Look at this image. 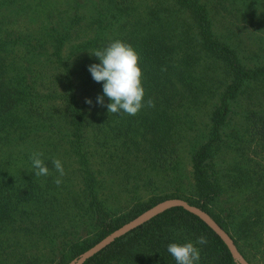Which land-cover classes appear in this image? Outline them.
<instances>
[{
    "label": "trees",
    "instance_id": "obj_1",
    "mask_svg": "<svg viewBox=\"0 0 264 264\" xmlns=\"http://www.w3.org/2000/svg\"><path fill=\"white\" fill-rule=\"evenodd\" d=\"M100 1L92 14L82 0L57 13L43 2L49 11L45 30L33 34L14 28L25 18L19 8L28 3L0 0V264H42L40 250L28 253L19 246L20 235L28 233L45 241L47 264H69L167 198H183L208 212L245 256L238 241L263 238V211L260 205L223 206L215 156L223 146L242 143L245 134L232 125L236 114L264 140V52L245 50L228 23L229 8L253 10L264 0ZM116 39L140 57L145 106L134 116L109 113L106 96L104 105L97 103L103 82L94 81L88 67L100 62L92 52ZM149 98L154 107L147 106ZM183 146L188 176L181 172ZM60 147L72 168L57 186L52 161ZM34 151L43 153L47 176L35 174ZM241 161L229 168V184L262 186L264 192V180ZM109 173H121L124 186L137 195L113 211L103 192ZM155 178H167L170 191L139 196ZM201 236L207 243L196 244L199 264H238L203 220L177 205L81 264H177L167 246Z\"/></svg>",
    "mask_w": 264,
    "mask_h": 264
},
{
    "label": "rangeland",
    "instance_id": "obj_2",
    "mask_svg": "<svg viewBox=\"0 0 264 264\" xmlns=\"http://www.w3.org/2000/svg\"><path fill=\"white\" fill-rule=\"evenodd\" d=\"M24 1L28 3L27 7L19 8V11L24 14L25 18L19 20L14 28L22 29L23 31L33 34H40L45 30V28H43L41 24L43 21H46L45 18L47 17V14H49V11L48 7L43 6V2L49 3L50 6L53 7L54 13L59 12V9H62L69 3L73 2V0ZM82 1L85 4L84 10L87 14H92V11L96 8V6L101 3L100 0ZM247 2H249V0ZM241 6L244 11L238 6L228 9L233 14L232 16H235L232 17L230 15V21L228 23H230V27L232 28V30H234L239 35L240 39H242V45L245 50L259 52L261 54L262 52H264V4L260 3L259 1L254 5L255 9L253 10H246L245 6ZM260 19H262V21H259ZM78 61H80V58L78 59ZM232 125L241 130V132H243L245 136L241 144L227 147L223 146L216 153V169L218 171V175L221 177L224 192L222 197V204L223 206H233L235 208H238L239 210L244 209L245 206L255 207L260 205L261 209L259 210H262L263 214L259 217V219H261L262 221L264 220V192H261L259 190L262 186L260 188L258 186L252 187L253 185L231 186L229 184L228 170H230L229 168L232 167L236 161L239 162L242 159L240 164L244 165V167L247 166L250 170H252L255 173V177H260L264 180V140L255 136L249 130H246V125L241 121L238 114L234 116ZM91 146L92 149L97 152V146H94L92 144ZM60 149L62 148H59V159L62 161V163L65 164L64 168L67 169V171H65V175L61 177V179H65V177L70 175L69 170L72 167L68 158H63L60 156ZM182 149L183 152L181 154L183 157V162L181 163V172L188 176L190 166L188 165V157L186 156V152L184 151L186 150V147L183 146ZM93 159L96 160L97 158L94 156ZM245 159L249 162L243 161ZM74 180H76V175H74ZM129 186H124V181L122 179L121 173H118L117 175L111 173L108 174V179L103 190L104 196L107 197V201L105 202L107 204V209L113 211L112 209H115L118 206L125 207L128 203H130L133 197L137 196L133 190L129 189ZM170 186V182L169 180H167V178L163 181H158V179L156 180L155 178V185L150 187V189L140 188L138 190V193L139 196L145 197L147 194L151 193L169 192ZM183 189L184 192H187L184 187ZM258 195H261L262 197L259 200H256ZM76 218L77 216H75V219ZM89 230L90 227L88 228V231ZM82 232V234L85 236L86 233L83 229ZM91 237L92 232L88 235V238ZM250 240H252V243H245L241 239L238 241L240 248L243 250L245 256L242 253L241 254L245 257L249 264H264V232L262 239L255 240V238H250ZM18 242L20 248L24 250V252L36 253L40 250V253L43 254L42 264H47L48 260H50L51 256L48 257L50 255L48 249L44 247L45 241H42V243H40L38 237L30 235L28 233L25 236L20 235ZM69 264H75L74 260L69 262Z\"/></svg>",
    "mask_w": 264,
    "mask_h": 264
},
{
    "label": "clouds",
    "instance_id": "obj_3",
    "mask_svg": "<svg viewBox=\"0 0 264 264\" xmlns=\"http://www.w3.org/2000/svg\"><path fill=\"white\" fill-rule=\"evenodd\" d=\"M99 58V63L89 65V71L94 81L103 82V95L97 96V103L104 105L106 96L111 102L106 105L109 113L123 111L128 115H136L145 106V90L142 85V70L139 66V53L129 43L120 39L110 42L105 48L92 52ZM86 103L92 104L91 99ZM148 107H154V101L149 98ZM42 152L34 151L31 154L33 167L37 170V176H47L48 167L44 164ZM53 165L59 173L54 183L59 186L62 183L61 177L65 175L62 161L53 158ZM207 238L201 236L195 243L173 242L167 246V251L174 257L177 264H199L200 250L196 244H206Z\"/></svg>",
    "mask_w": 264,
    "mask_h": 264
},
{
    "label": "water",
    "instance_id": "obj_4",
    "mask_svg": "<svg viewBox=\"0 0 264 264\" xmlns=\"http://www.w3.org/2000/svg\"><path fill=\"white\" fill-rule=\"evenodd\" d=\"M176 205L182 206L184 209L188 210L189 212L193 213L194 215L198 216L201 220H203L224 242L230 254L238 264H249L245 257L238 250L236 244L234 243L229 233L218 222H216L215 219L208 212L196 205L190 204L182 198H167L165 200H162L147 211L122 224L121 226L101 238L90 248L82 252L79 257L74 260L75 264H81L84 259L100 251L101 249L109 245L111 242H113L116 238L126 234L130 230L147 222L154 216L163 212L165 209Z\"/></svg>",
    "mask_w": 264,
    "mask_h": 264
}]
</instances>
